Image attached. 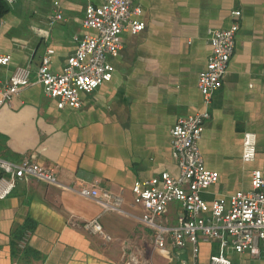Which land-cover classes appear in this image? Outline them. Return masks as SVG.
<instances>
[{
  "label": "crops",
  "instance_id": "0c3cea01",
  "mask_svg": "<svg viewBox=\"0 0 264 264\" xmlns=\"http://www.w3.org/2000/svg\"><path fill=\"white\" fill-rule=\"evenodd\" d=\"M0 16V80L15 68L29 67L30 83L0 109V159L25 158L52 169L59 185L108 191L123 199L124 214L103 213L92 200L58 185L27 177L0 201V264H126L133 254L146 264H186L190 250L153 248L152 232L138 220L132 186L167 172L178 174L171 129L180 117L203 109L198 76L211 53L209 38L233 23L240 29L222 88L213 97L210 119L198 142L205 167L219 174L202 194L207 203L251 189L252 172L264 176V0H135L144 29L120 37L121 50L110 60L109 83L81 94L78 110H58L35 83L46 50L58 74L77 47L95 32L83 27L87 6L105 0H16ZM58 10L62 20L51 26ZM245 134L256 138V155L243 163ZM178 204L168 207L164 224L174 225ZM98 219L110 237L81 228ZM197 264H208L218 242L199 245ZM231 264H264L263 259L227 250Z\"/></svg>",
  "mask_w": 264,
  "mask_h": 264
},
{
  "label": "built area",
  "instance_id": "2783aa9c",
  "mask_svg": "<svg viewBox=\"0 0 264 264\" xmlns=\"http://www.w3.org/2000/svg\"><path fill=\"white\" fill-rule=\"evenodd\" d=\"M16 0H7L12 5ZM135 0H105L99 6H87L82 25L95 32L77 40L75 52L55 74L51 70L53 50H46L35 71V83L44 96L52 100L58 110H78L82 107L81 94H91L113 78L114 68L110 62L121 50L120 37L124 32L133 35L144 29L137 19L140 11L134 7ZM233 23L228 29L217 30L209 38L211 53L205 69L197 80L203 109L180 117L171 129V144L178 174L167 172L147 181L133 184L132 205L141 210L138 220L152 232L153 248L164 251L167 243L176 250H190L191 260L186 264H197L199 245L218 242L219 251L211 255L208 264H231L227 250L253 259L264 258V176L258 170L252 172L251 189L237 191L226 199H215L207 203L202 194L217 184L219 174L205 167L198 142L205 124L210 119L213 95L222 88L224 77L235 50L239 32L240 11L231 13ZM56 10L49 24L61 21ZM9 57H1L0 65L6 66ZM32 71L29 67H18L7 80H0V109L18 97L30 83ZM256 155V138L245 134L242 141L243 163L253 162ZM31 177L39 182L58 185L92 200L103 213L124 214L123 199L98 187H72L59 185L52 169L42 167L25 158L20 163L0 159V201L8 198L18 182ZM178 204L180 215L174 225L164 224L168 207ZM81 228L91 234L110 241L98 219L85 221ZM126 264H146L133 254L127 255Z\"/></svg>",
  "mask_w": 264,
  "mask_h": 264
},
{
  "label": "trees",
  "instance_id": "16d2710c",
  "mask_svg": "<svg viewBox=\"0 0 264 264\" xmlns=\"http://www.w3.org/2000/svg\"><path fill=\"white\" fill-rule=\"evenodd\" d=\"M7 9L8 7L0 2V16H2L7 11Z\"/></svg>",
  "mask_w": 264,
  "mask_h": 264
}]
</instances>
